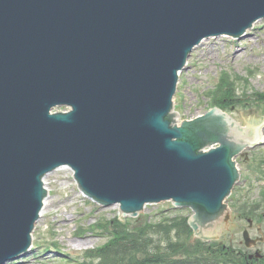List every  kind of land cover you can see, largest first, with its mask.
Returning <instances> with one entry per match:
<instances>
[{"label": "water", "instance_id": "water-1", "mask_svg": "<svg viewBox=\"0 0 264 264\" xmlns=\"http://www.w3.org/2000/svg\"><path fill=\"white\" fill-rule=\"evenodd\" d=\"M261 18L264 0H0V264L32 246L44 178L63 165L105 206L138 216L173 200L217 238L207 228L231 217L234 158L262 139L264 112L237 108L238 129L213 106L179 125L173 98L204 38L244 36Z\"/></svg>", "mask_w": 264, "mask_h": 264}, {"label": "rangeland", "instance_id": "rangeland-1", "mask_svg": "<svg viewBox=\"0 0 264 264\" xmlns=\"http://www.w3.org/2000/svg\"><path fill=\"white\" fill-rule=\"evenodd\" d=\"M204 40L193 49L180 74L174 96L175 110L182 114L178 122L194 118L213 106L223 108L222 110L231 114L235 120L240 116L237 108L242 105L246 108L256 107L255 114H262L264 18L255 22L245 36L219 35ZM229 83L237 88L236 95L240 99H229L220 106L218 101L223 99V90ZM56 109L63 110L67 107ZM239 125L243 126L242 119L239 120ZM261 133L263 136L259 144L244 150L249 158L242 155L236 158L241 180L227 199L233 210H242V206H249L252 211L264 210V124ZM46 181L50 183L51 188L48 211L36 224L32 248L19 259L7 264H80L84 261H94L96 264L98 260L92 256L98 246L104 244L111 236L110 230H114L115 222L127 223L120 219L122 217L119 206L106 207L84 195L68 166L49 173ZM145 209L147 213L142 211L139 217H131V223L128 222L130 227L142 224L146 219L160 222L165 218L192 214L190 209L178 207L171 201L148 204ZM232 220L239 226L222 235L221 240H224L226 249L234 252L241 249L245 253L259 249L264 253V243H259L254 248H247L244 243L243 231L249 228V221L237 215ZM254 223L255 226L250 232L256 237L260 235L258 225L264 230V218L262 222L257 218ZM196 239L197 237L191 234L190 241ZM78 243H81V246L77 247ZM177 256L182 255L178 253Z\"/></svg>", "mask_w": 264, "mask_h": 264}, {"label": "trees", "instance_id": "trees-1", "mask_svg": "<svg viewBox=\"0 0 264 264\" xmlns=\"http://www.w3.org/2000/svg\"><path fill=\"white\" fill-rule=\"evenodd\" d=\"M236 90L229 83L218 104L222 106L232 98L239 100ZM131 221L115 222L110 241L92 256L98 260L96 264H254L233 250L213 247L201 239L190 241L192 229L187 217L149 220L134 227L128 224ZM178 253L182 256L178 257ZM81 264H94V261Z\"/></svg>", "mask_w": 264, "mask_h": 264}, {"label": "bare ground", "instance_id": "bare-ground-1", "mask_svg": "<svg viewBox=\"0 0 264 264\" xmlns=\"http://www.w3.org/2000/svg\"><path fill=\"white\" fill-rule=\"evenodd\" d=\"M204 42H205V40H204L202 43L204 44ZM238 53H239V51L236 52V54H238ZM209 54L212 55L213 53L209 52ZM46 184H47L48 190L51 192V188H50V186H49L50 183L47 181ZM48 202H49V198L46 200L45 207H44V209H43V211H42V213H41V216H42V217L44 216L45 212L48 211V209H47V204H48ZM78 242H79V241H78ZM76 245H77V247H79V246H81V243H78V244H76Z\"/></svg>", "mask_w": 264, "mask_h": 264}, {"label": "flooded vegetation", "instance_id": "flooded-vegetation-1", "mask_svg": "<svg viewBox=\"0 0 264 264\" xmlns=\"http://www.w3.org/2000/svg\"><path fill=\"white\" fill-rule=\"evenodd\" d=\"M258 230H259V232H262V226L261 225H258Z\"/></svg>", "mask_w": 264, "mask_h": 264}]
</instances>
